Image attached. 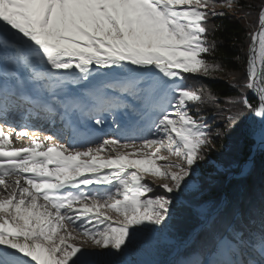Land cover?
I'll return each mask as SVG.
<instances>
[{
    "label": "snow or ice",
    "instance_id": "1",
    "mask_svg": "<svg viewBox=\"0 0 264 264\" xmlns=\"http://www.w3.org/2000/svg\"><path fill=\"white\" fill-rule=\"evenodd\" d=\"M223 15L214 0H0V264H111L90 257L166 226L174 194L213 150L190 105L218 98L184 81L224 71L205 58L207 22ZM249 36L243 88L255 102L245 92L225 101L228 127L215 135L264 150V7ZM13 109L58 117L70 134L14 146L27 133L8 121ZM221 211L202 206L201 223ZM242 249L250 259L233 258ZM183 264H264V238L257 247L238 228L213 227L208 256Z\"/></svg>",
    "mask_w": 264,
    "mask_h": 264
},
{
    "label": "trees",
    "instance_id": "2",
    "mask_svg": "<svg viewBox=\"0 0 264 264\" xmlns=\"http://www.w3.org/2000/svg\"><path fill=\"white\" fill-rule=\"evenodd\" d=\"M221 2L228 4L229 0H214L216 11L220 10L218 4ZM231 2V8L221 10L223 16L210 17L207 22V39L213 46V52L205 58L224 71L215 73L218 77L215 79L185 74L184 81L187 86L209 92L218 98L190 105L192 114L203 116L210 125L211 134L215 137L213 150L208 162L201 163L196 173H193L189 183L195 189L180 193L179 197L184 200L174 197L166 226L159 232L150 233V236H143L141 242L135 243L136 247L153 244L157 252H162L153 264L166 262L179 243L186 241L202 224L203 217L197 206L206 201L220 204L224 194L227 196V203L221 208L215 225H205L196 232L193 240L180 248L176 259H205L210 249L213 227L238 228L245 239L250 238L257 247L264 238V150L257 152L244 175L228 178L230 172L239 171L250 154L254 140L247 136H237L236 133L228 141L215 135L217 129L224 131L228 127L226 110L231 105L225 101L237 99L245 92L255 102L254 93L243 88V85L247 80V54L251 43L249 33L258 26L259 10L264 6V0ZM161 238L168 239L173 246L168 248Z\"/></svg>",
    "mask_w": 264,
    "mask_h": 264
},
{
    "label": "rangeland",
    "instance_id": "3",
    "mask_svg": "<svg viewBox=\"0 0 264 264\" xmlns=\"http://www.w3.org/2000/svg\"><path fill=\"white\" fill-rule=\"evenodd\" d=\"M227 3L226 2H221L218 4V8L220 10H218V12H221V10H224V9H227L229 7L226 6ZM78 89V88H77ZM79 90V89H78ZM16 111V110H15ZM21 113H25V114H28V117H32V116H35L33 114H30L28 112H21ZM20 114V113H19ZM47 115H45L44 117H46ZM37 117V120L41 121L44 119L43 115H39V116H36ZM58 117H56L55 119L52 118L51 121H54V126L52 127V129H48V130H41L40 133L41 135H45V134H50V133H62L63 130L60 129L59 127V123L60 120L58 119ZM110 120V119H109ZM43 122L47 123L48 121H45V119L43 120ZM127 120L126 118H121V123L124 124L126 123ZM110 123H111V120H110ZM5 130H7L5 128ZM67 130V129H65ZM111 131V124L109 125L108 129H107V132H110ZM64 132V131H63ZM68 133L64 132L63 135L66 137ZM154 147V146H153ZM146 152H151L152 149H146L145 150ZM161 156H168V153L166 151H161L160 153ZM169 159L171 160H176V157L175 156H171L169 157ZM164 163H166V161H157V164L158 165H163ZM175 170V169H174ZM197 171V167H194L193 169V173H196ZM231 173V172H230ZM229 173V174H230ZM228 174V175H229ZM146 175V179L148 181H151L153 182V184L155 183H159V182H162V179L161 178H158V177H152L148 174H145ZM190 185V186H189ZM189 185H186L182 190L178 191L177 193L174 194V197H177V198H180L179 195L180 193H186L187 191H190V190H193L195 189V187H192L191 184L189 183ZM157 194H159V190H157ZM181 200H184L182 198H180ZM209 203H212V201H206L204 203H202L201 205L197 206L199 212H200V209L202 206H205L206 204H209ZM227 203V202H226ZM225 205V204H224ZM192 234V233H191ZM195 235V234H194ZM143 236H150V234H140L137 238V241L136 243L138 242H141L142 240V237ZM194 237V236H193ZM188 239V238H187ZM193 240V239H192ZM191 240V241H192ZM161 241H165V242H162V243H165L166 246L168 248L172 247V243L171 241L169 242L168 239H164V238H161ZM190 241V242H191ZM185 241L183 242H180L179 245L176 247V249L174 250V252L171 254V256L169 257V259H167L166 262H164L163 264H176V263H180V264H183L184 261L188 260V259H183L181 257L177 258V255L179 253V250L182 246H185L182 245ZM76 243H80V241H77ZM165 244H163L165 246ZM187 245V244H186ZM84 248L87 252H101L103 250L101 249H96V248H93L92 246L90 245H84ZM244 255L243 256H240L239 254L236 256V257H233L234 259H250L251 257L248 256V251L247 249H242L241 250ZM176 253V254H175ZM162 252L158 251L155 249L154 245L153 244H146V245H143V246H140V247H136L135 246V243L134 244H131L129 245L123 253L121 254H117V255H114V256H92L90 257V259H94V260H98V261H110L111 264H153V262L157 261L160 256H161ZM175 254V255H174ZM174 255V256H173ZM176 259V260H175ZM195 259H201L200 257H197Z\"/></svg>",
    "mask_w": 264,
    "mask_h": 264
},
{
    "label": "bare ground",
    "instance_id": "4",
    "mask_svg": "<svg viewBox=\"0 0 264 264\" xmlns=\"http://www.w3.org/2000/svg\"><path fill=\"white\" fill-rule=\"evenodd\" d=\"M72 87H75V89L72 88L73 91H79L75 85H72ZM42 115L44 117L46 114L42 113ZM36 116L37 115L32 116V117H28V114L21 113V112H19V110L15 111V109L10 111V114L8 115V121L11 123V125L13 127H16V126L24 127L26 130V133H27V135L22 137L19 141L16 140L15 135H13L11 137V139L13 141L14 146H22L23 144L28 143L29 142L28 138L32 135H38V136L42 137V135L40 133L41 130L52 129V127L55 125L54 121H51L52 117H50L48 115L46 117H44L45 121H48L47 123L43 122L44 119L41 121L37 120ZM33 126H35V127H33ZM59 126L61 128L62 124ZM108 127H109V124L105 123L102 131L106 132ZM67 130L70 131L69 129H67ZM81 131H83V130L81 129ZM62 133H64V132L62 131ZM66 137H67V135H66ZM254 144L256 145L257 149H259V150L261 149L255 141H254ZM247 167H248V164L245 163L242 166V171H245L247 169Z\"/></svg>",
    "mask_w": 264,
    "mask_h": 264
},
{
    "label": "water",
    "instance_id": "5",
    "mask_svg": "<svg viewBox=\"0 0 264 264\" xmlns=\"http://www.w3.org/2000/svg\"><path fill=\"white\" fill-rule=\"evenodd\" d=\"M263 7H264V6H263ZM258 25H259V23H258ZM256 29H258V26H257ZM254 96H255V95H254ZM258 151H259V149H257L256 145L253 143V145H252V147H251L250 154H249V156L246 158V160L241 164L239 171L231 172V173L228 175V178L239 177V176L244 175V174L246 173V171H248L249 166L253 163V159H254V157H255V155L257 154ZM245 163L248 164V167H247V169H246L245 171H242V166H243ZM226 202H227V196H226V194H224L223 199H222V201H221V203H220L221 208L224 206V204H226ZM204 226H205V225L201 224V225H200V226H199V227H198V228H197L192 234H190V235L188 236V239H187L182 245H184V244H185V245L188 244V243L193 239L194 234H195L196 232H198L199 230H201ZM175 254H176V253H175ZM175 254H174V255H175ZM174 255H173V256H174Z\"/></svg>",
    "mask_w": 264,
    "mask_h": 264
}]
</instances>
